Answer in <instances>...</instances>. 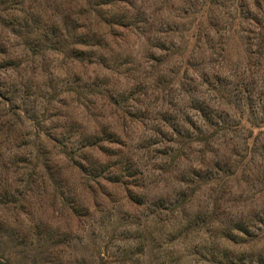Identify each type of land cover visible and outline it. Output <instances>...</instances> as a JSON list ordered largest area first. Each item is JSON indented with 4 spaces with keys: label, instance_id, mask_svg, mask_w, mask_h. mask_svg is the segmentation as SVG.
I'll use <instances>...</instances> for the list:
<instances>
[{
    "label": "rangeland",
    "instance_id": "rangeland-1",
    "mask_svg": "<svg viewBox=\"0 0 264 264\" xmlns=\"http://www.w3.org/2000/svg\"><path fill=\"white\" fill-rule=\"evenodd\" d=\"M0 257L264 264V0H0Z\"/></svg>",
    "mask_w": 264,
    "mask_h": 264
},
{
    "label": "trees",
    "instance_id": "trees-1",
    "mask_svg": "<svg viewBox=\"0 0 264 264\" xmlns=\"http://www.w3.org/2000/svg\"><path fill=\"white\" fill-rule=\"evenodd\" d=\"M0 258L3 259L2 257H0ZM0 264H15V263L12 262V260L7 258L5 261H0Z\"/></svg>",
    "mask_w": 264,
    "mask_h": 264
}]
</instances>
